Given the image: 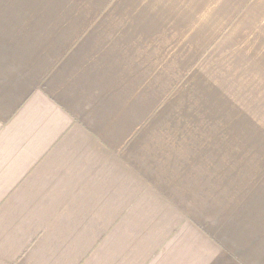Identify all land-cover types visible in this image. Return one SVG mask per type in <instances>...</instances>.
<instances>
[{"label":"crops","instance_id":"crops-1","mask_svg":"<svg viewBox=\"0 0 264 264\" xmlns=\"http://www.w3.org/2000/svg\"><path fill=\"white\" fill-rule=\"evenodd\" d=\"M0 264H264V0H0Z\"/></svg>","mask_w":264,"mask_h":264}]
</instances>
